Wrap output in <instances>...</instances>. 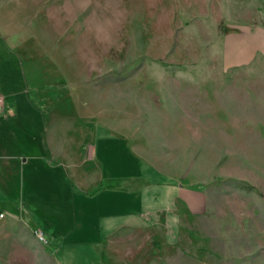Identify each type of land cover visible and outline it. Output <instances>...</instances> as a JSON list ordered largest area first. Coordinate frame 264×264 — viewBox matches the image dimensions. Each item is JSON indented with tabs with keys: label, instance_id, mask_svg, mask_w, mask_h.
<instances>
[{
	"label": "rangeland",
	"instance_id": "rangeland-1",
	"mask_svg": "<svg viewBox=\"0 0 264 264\" xmlns=\"http://www.w3.org/2000/svg\"><path fill=\"white\" fill-rule=\"evenodd\" d=\"M10 94L197 193L112 235L103 263L264 264V0H0ZM36 253L21 264H58Z\"/></svg>",
	"mask_w": 264,
	"mask_h": 264
},
{
	"label": "crops",
	"instance_id": "crops-1",
	"mask_svg": "<svg viewBox=\"0 0 264 264\" xmlns=\"http://www.w3.org/2000/svg\"><path fill=\"white\" fill-rule=\"evenodd\" d=\"M0 97V264L36 263L38 249L58 264H105V246L123 228L183 201L197 206L196 192L151 184L149 167L135 166L134 155L100 127L87 140L62 132L52 120L60 110H39L38 99ZM37 228L47 243L38 242Z\"/></svg>",
	"mask_w": 264,
	"mask_h": 264
},
{
	"label": "built area",
	"instance_id": "built-area-1",
	"mask_svg": "<svg viewBox=\"0 0 264 264\" xmlns=\"http://www.w3.org/2000/svg\"><path fill=\"white\" fill-rule=\"evenodd\" d=\"M3 109V99L2 97H0V111ZM0 216H3V213H0ZM36 235L39 238V240H41L42 242L47 243L48 239L44 234V231L41 228H37L36 230Z\"/></svg>",
	"mask_w": 264,
	"mask_h": 264
}]
</instances>
